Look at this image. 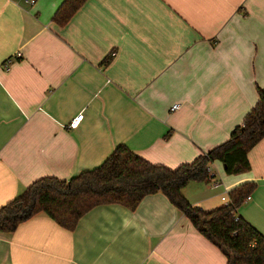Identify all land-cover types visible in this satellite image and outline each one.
Masks as SVG:
<instances>
[{"label":"crops","instance_id":"0c3cea01","mask_svg":"<svg viewBox=\"0 0 264 264\" xmlns=\"http://www.w3.org/2000/svg\"><path fill=\"white\" fill-rule=\"evenodd\" d=\"M62 1L0 0V206L38 178L98 166L119 144L168 168L191 162L229 136L264 87V0H85L59 25ZM247 158L239 174L212 161L217 183L189 181L182 193L211 210L254 182L237 213L264 236V137ZM0 264L226 257L156 192L132 210L94 205L71 230L37 213L0 232Z\"/></svg>","mask_w":264,"mask_h":264},{"label":"trees","instance_id":"16d2710c","mask_svg":"<svg viewBox=\"0 0 264 264\" xmlns=\"http://www.w3.org/2000/svg\"><path fill=\"white\" fill-rule=\"evenodd\" d=\"M84 2L63 0L52 21L65 24ZM256 93L257 101L229 136L191 162L168 168L150 163L119 144L101 164L71 178L44 176L31 182L0 206V232H12L19 223L41 212L71 230L94 205L119 203L132 210L145 195L160 192L202 236L221 248L226 264H264V236L237 213L256 187L254 182L230 188L229 201L211 210L193 206L182 193L187 182L209 179L214 160L220 161L228 174L248 171L247 152L264 137V87H257Z\"/></svg>","mask_w":264,"mask_h":264},{"label":"built area","instance_id":"2783aa9c","mask_svg":"<svg viewBox=\"0 0 264 264\" xmlns=\"http://www.w3.org/2000/svg\"><path fill=\"white\" fill-rule=\"evenodd\" d=\"M29 2L32 3L33 0H29ZM7 61H9V60H7ZM177 106H178L177 104H173L171 108L174 109V108H176ZM81 117H82V114H81V113H80V114H77V115L73 118V120L71 121L70 125H71V126L76 125L77 122L81 119ZM209 175H210V177H209L208 180H210L211 183L215 185V184L217 183V181H215V180L213 179V176H212V174H210V171H209ZM248 199H250V195L246 196V198H245V200H248ZM221 200L223 201V204H226V203L229 201L227 194H223V195L221 196Z\"/></svg>","mask_w":264,"mask_h":264}]
</instances>
